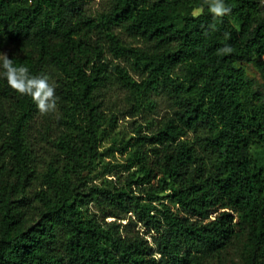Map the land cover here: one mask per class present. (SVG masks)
<instances>
[{
  "label": "trees",
  "instance_id": "16d2710c",
  "mask_svg": "<svg viewBox=\"0 0 264 264\" xmlns=\"http://www.w3.org/2000/svg\"><path fill=\"white\" fill-rule=\"evenodd\" d=\"M262 1L0 0V51L59 98L42 115L0 68V264H264V92L241 64L264 83Z\"/></svg>",
  "mask_w": 264,
  "mask_h": 264
},
{
  "label": "clouds",
  "instance_id": "9594fccd",
  "mask_svg": "<svg viewBox=\"0 0 264 264\" xmlns=\"http://www.w3.org/2000/svg\"><path fill=\"white\" fill-rule=\"evenodd\" d=\"M208 10L217 18L231 13V8L226 5L225 0H207ZM215 29V25L211 26ZM228 34H226L227 36ZM231 46H224L217 50L218 55L231 54ZM0 68L8 86L20 95L31 97L38 111L42 115L53 112L57 108L58 97L55 86L49 82L47 74L33 76L29 69L23 65L15 66L13 59L7 54L0 53Z\"/></svg>",
  "mask_w": 264,
  "mask_h": 264
},
{
  "label": "rangeland",
  "instance_id": "374dc122",
  "mask_svg": "<svg viewBox=\"0 0 264 264\" xmlns=\"http://www.w3.org/2000/svg\"><path fill=\"white\" fill-rule=\"evenodd\" d=\"M106 0H88V3L86 4V7L88 9L89 12H91L92 14L97 13L98 11H101L105 6H106ZM264 3V0L262 1V4ZM199 10L196 9L194 12L197 13ZM116 30H118V28H116ZM120 32V31H119ZM124 40L127 43H130L134 46H141L144 47L146 46L147 48L150 47L148 46L149 43H145L144 39L142 36H136L135 34H130L127 32H121L120 34ZM7 51V47L4 48L3 50L0 51V53H4L6 54ZM241 64L245 67V69L247 70V74L248 76L252 79L253 81V85L256 88H259L262 92H264V83L259 75V73L257 72V70L252 66V64L250 63H246L244 61H241ZM133 73V72H132ZM138 75V74H137ZM136 74H134V76L137 77ZM164 108L163 105H161L160 107H158V111L157 113L154 114L155 117H158L159 115H161L164 112ZM130 117H125V118H119L118 123H117V131L119 132V136H121V138L126 139L128 138L130 135H132V124L130 122ZM137 120L139 122H143L140 118L137 117ZM143 131H146V127L145 125H143L142 127ZM186 136L188 139H190L192 145L194 147H196V142L194 140V134L192 131H188L186 133ZM108 138H105L103 140V144L104 147L108 146L110 144V142L108 141ZM126 155L125 152H121V151H115L113 156H109L106 157V159H109L112 162H123L124 161V156ZM113 173V172H111ZM106 177L110 178L112 177L114 180H116V176H114L113 174H106ZM93 182H100V178L94 177L92 178ZM219 188V190L221 191L223 198L225 200L226 203V207L225 209L228 210L232 215H233V222H235V220H237V223H235L233 226L235 227V231H240L242 229V222L241 220H238L239 218V214H240V208L239 205L232 199V195H231V191L228 188L222 187L221 185H219L218 183L216 184ZM210 217H212L215 212H209ZM127 218L125 216H123V219H121L122 224L126 223ZM139 227V224L137 225V228ZM229 253L233 254L235 253V245H230L229 247ZM226 264H233V260L227 258V263Z\"/></svg>",
  "mask_w": 264,
  "mask_h": 264
}]
</instances>
